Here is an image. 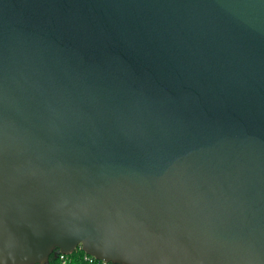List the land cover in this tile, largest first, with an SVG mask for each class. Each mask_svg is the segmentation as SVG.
Returning a JSON list of instances; mask_svg holds the SVG:
<instances>
[{
  "label": "water",
  "instance_id": "1",
  "mask_svg": "<svg viewBox=\"0 0 264 264\" xmlns=\"http://www.w3.org/2000/svg\"><path fill=\"white\" fill-rule=\"evenodd\" d=\"M78 248L264 264V0H0V264Z\"/></svg>",
  "mask_w": 264,
  "mask_h": 264
},
{
  "label": "trees",
  "instance_id": "2",
  "mask_svg": "<svg viewBox=\"0 0 264 264\" xmlns=\"http://www.w3.org/2000/svg\"><path fill=\"white\" fill-rule=\"evenodd\" d=\"M85 252L78 248L72 254L66 256V260L61 259V254L59 252L54 253L50 257V264H108L98 260L89 262L85 259Z\"/></svg>",
  "mask_w": 264,
  "mask_h": 264
},
{
  "label": "snow or ice",
  "instance_id": "3",
  "mask_svg": "<svg viewBox=\"0 0 264 264\" xmlns=\"http://www.w3.org/2000/svg\"><path fill=\"white\" fill-rule=\"evenodd\" d=\"M78 239L84 241L85 248L95 249L98 253H100L103 257H108L111 255L110 250L106 246H99L94 241H92L88 237H78Z\"/></svg>",
  "mask_w": 264,
  "mask_h": 264
},
{
  "label": "built area",
  "instance_id": "4",
  "mask_svg": "<svg viewBox=\"0 0 264 264\" xmlns=\"http://www.w3.org/2000/svg\"><path fill=\"white\" fill-rule=\"evenodd\" d=\"M61 259L65 261L66 255L61 254ZM85 259L89 262H93L94 260H96L94 257L88 256V255L85 256Z\"/></svg>",
  "mask_w": 264,
  "mask_h": 264
}]
</instances>
